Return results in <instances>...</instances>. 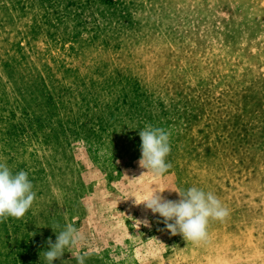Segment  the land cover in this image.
<instances>
[{"label":"rangeland","instance_id":"1","mask_svg":"<svg viewBox=\"0 0 264 264\" xmlns=\"http://www.w3.org/2000/svg\"><path fill=\"white\" fill-rule=\"evenodd\" d=\"M0 160L36 192L0 264H46L55 224L85 239L53 264H264V0H0ZM193 186L229 211L206 242L135 203Z\"/></svg>","mask_w":264,"mask_h":264},{"label":"clouds","instance_id":"2","mask_svg":"<svg viewBox=\"0 0 264 264\" xmlns=\"http://www.w3.org/2000/svg\"><path fill=\"white\" fill-rule=\"evenodd\" d=\"M141 144V158L139 165L150 171L154 176H162L171 169L166 162L171 152L170 133L151 124L146 125L139 132ZM34 185L24 170L13 173L6 162L0 160V223L9 217L20 219L29 211L36 199ZM163 191H149L143 203L152 213H158L164 218L167 229L173 234H181L186 241L196 244L206 242L210 220H223L229 211L212 192H205L198 187L175 191L178 201L166 200ZM169 221H173L169 223ZM56 233V241L48 239L49 249L43 252L46 264L62 257L65 249L75 248L85 239L79 229L71 224H55L51 227ZM60 228L59 232L56 229ZM77 264H85V256L75 257Z\"/></svg>","mask_w":264,"mask_h":264}]
</instances>
